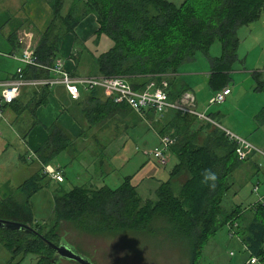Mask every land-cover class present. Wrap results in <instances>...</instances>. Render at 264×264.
<instances>
[{"label":"trees","instance_id":"1","mask_svg":"<svg viewBox=\"0 0 264 264\" xmlns=\"http://www.w3.org/2000/svg\"><path fill=\"white\" fill-rule=\"evenodd\" d=\"M50 2L53 8L51 21L40 33L36 44L42 64L53 63L58 54L57 43L63 34L73 32L82 17L92 12L99 21V28L84 44L94 59L92 71L124 75L136 89H144L151 80L162 84L166 79L171 99L181 97L189 84L180 76L169 74H175L184 63L195 60L199 51L211 62L209 85L212 91L229 84L232 80L230 71L238 58V29L264 12V0H182L180 3L174 0H76L66 13L63 12L64 0ZM78 2L80 5L76 4ZM102 34L111 42L99 43ZM217 40L221 42L222 51L211 55L210 48ZM80 57L81 53L77 61ZM24 71L26 76L50 74L48 67L30 64ZM259 83L261 87L264 81ZM25 90L28 100L23 102L21 94ZM22 92L8 104L17 114L28 108L35 116L37 107L48 102L50 86H28ZM103 95L101 89H92L85 99L84 110L89 124L108 118L119 106L132 109L110 97L103 100ZM145 112L160 136L168 134L174 138L168 150L176 162L156 189V199H144L133 185L131 175L124 176L116 188L84 183L67 189L64 186L67 175L60 167L63 181L57 182L52 190L54 217L51 215L52 222L48 226L38 223L31 198L51 183L44 166L65 151L70 152L67 166L85 159L76 140L87 133L73 135L55 120L47 126L48 138L35 151L41 168L16 189H9L7 184L5 187L9 190L0 189V218L32 227L0 228V243L11 254L7 262L0 259V264H20L29 254L36 258L35 264H54L56 251L49 246L48 240L57 244L58 228L64 221L72 222L92 235L131 233L139 238L157 240L163 237L176 241L187 253L189 264H200L211 235L227 224L237 222L236 232L247 247L248 256L264 261V200L247 206H223L233 187L231 176L245 162L238 159L235 142L219 126L199 122L196 116L180 110L170 109L159 114L151 108ZM255 119L264 122V105L255 114ZM38 122L35 116L23 137L26 138L28 130ZM95 138L100 146L90 150L91 155L87 157L91 159L89 164L105 177L108 174V157L104 154L106 144L98 135ZM253 162L256 173L264 168L259 167L257 161ZM83 166L89 172L88 166ZM206 168H211L218 177L214 189L200 182L201 170ZM18 255L22 256L16 263L14 258Z\"/></svg>","mask_w":264,"mask_h":264},{"label":"rangeland","instance_id":"2","mask_svg":"<svg viewBox=\"0 0 264 264\" xmlns=\"http://www.w3.org/2000/svg\"><path fill=\"white\" fill-rule=\"evenodd\" d=\"M174 1L180 3L182 0ZM2 31H5L4 28ZM260 32L263 34H260ZM238 35L240 38V59L234 64L235 69L230 71L232 81L229 85L231 86L232 93L227 96L226 101L220 104L209 103L210 96L213 93L208 85V71L211 64L205 53L199 51L196 59L184 63L180 70L185 72L197 71L200 102L199 107L197 106L198 109L211 113L224 127L247 137L252 143L264 146V122H259V125H257L253 117L254 113L264 105V84L259 87V81L264 80V69H258L264 68V14L258 21H253L250 26H240ZM102 37L99 43L103 41L111 42L110 38L105 34H102ZM33 42H35L34 37ZM221 51V42L217 40L211 46L210 53L211 55H218ZM87 53H89L88 49ZM89 57L92 59L91 64H94L93 57L90 54ZM255 69L260 71H257L258 73L253 75L252 73ZM169 75L172 76L171 74ZM194 75L196 74L187 73L189 79ZM7 120L0 118V189L5 187L3 184L7 181L11 182V184H7L8 186H18L27 177L35 173V165H33L31 162L33 160L30 158L31 156L34 157L32 153L28 155L27 162L20 160L22 153L28 154L26 152L28 148L24 141H22V137H20L16 126L14 128V125ZM198 120L199 122L201 121V119ZM145 123V121H142L141 124L144 126ZM123 133L127 134L129 136L127 140L131 141V148L126 153L129 156V160L126 162L127 166L125 165L123 169L117 172L112 170V174L110 173L106 179L105 185L112 188L118 187L123 181V176L132 173L131 171H136L139 168L141 160L145 162L148 158L138 145V140L143 133L137 134L135 125H131L128 129L123 130ZM109 153H113V151ZM104 154L106 155L105 152ZM68 155L67 151L61 153L54 163L58 162L63 165L67 161ZM90 155L89 153L87 154L88 157ZM36 156L35 153V159H37ZM120 159V155H117L116 161L119 162ZM254 160L257 161L258 159L254 157L245 161L231 176L233 187L223 202L225 208H231L237 204L247 206L257 201L259 195H264V177H262L260 172L256 173L257 169L254 166ZM89 161H91L90 158ZM172 163L173 161L170 159L166 166L167 170H165V174L167 175L164 177L168 176V170L172 167ZM55 164H52L53 167L60 168L59 165ZM83 168L84 166L81 162H74L69 166H65L64 172L67 175V179L64 181L65 188L69 189L74 185L89 183L91 181L90 177L85 178ZM88 171L87 174L89 173L90 175V170ZM49 177L51 178L50 185L31 198L36 221L47 226L52 222V216L54 217L52 190L55 188L56 183L59 182L51 176ZM254 186L258 187L257 192L253 191ZM9 189L11 188L9 187ZM9 189L6 188V190ZM58 235L59 242L65 240L79 254L90 259L93 264H189V258L183 246L176 241L163 237L152 240L139 238V236L137 238L131 233H119L115 236L92 235L81 231L69 221H64L59 226ZM21 256L15 257L14 262H19ZM247 256L246 246L243 245L240 236L236 232V236L231 237L227 224L211 235L204 248L200 264H244ZM10 257L9 251L0 243L1 261L7 262ZM35 260L36 258L29 254L22 259L20 264H35ZM54 264L80 263L62 258ZM258 264H264V261H260Z\"/></svg>","mask_w":264,"mask_h":264},{"label":"crops","instance_id":"3","mask_svg":"<svg viewBox=\"0 0 264 264\" xmlns=\"http://www.w3.org/2000/svg\"><path fill=\"white\" fill-rule=\"evenodd\" d=\"M75 1L76 0H64L63 12L66 13ZM76 4L80 5V2ZM52 12L53 8L51 6L50 0H0V79L12 78L16 76L17 68L19 66H27L21 59L23 44L20 42L19 36L23 30L32 31L33 37L35 38L34 44L36 45L40 37V33L47 28L51 21ZM263 14L264 12H262V14L254 21H258ZM252 22L247 24V27L250 26ZM2 27L5 31H2ZM98 28L99 21L97 20L95 13L90 12L82 17L73 32H66L58 41L57 56L63 59L65 67L73 73H96L95 71H92V59L89 57L90 51L88 50L89 53H87V49L84 47V44L96 34ZM260 34L263 33L260 32ZM80 53L81 57L79 58V61H77V57H79ZM237 53L238 58L235 60V62L240 59L239 45ZM235 62L233 63V69L231 71L235 69ZM258 69L253 71H260ZM187 73H193L196 75L189 79L187 77ZM211 74L212 67H210V70L208 71V85ZM171 75L180 76L183 80H185V82L189 84V89L187 91L192 92L195 97V102L199 107V81H197V71L185 72L180 70ZM28 77L31 78L37 76ZM27 90L23 91L21 94L23 96V102L28 100V96L25 94ZM88 93L89 91H83L82 97L80 99H75L70 96L63 84H56L53 87H50L48 102L39 105L36 109L35 116L39 119V122L34 124L28 130V135L26 138L23 137L22 134L28 129L32 121L35 119L34 114L28 108H26L21 114H17L12 106L5 103L3 106V111L0 112V118L8 119L7 121L11 122L14 125V128L16 126L20 137H22V141H24L28 148L26 151L28 154L25 152L22 153L20 155V160L27 162V157L28 155H31V153L35 157V151L49 136L47 126L55 120H58L73 135H79L82 132L87 133V136L79 137L76 140V144L79 146L82 152V157L86 158L89 150H95L99 148L100 144L95 138L97 135L101 139V142L106 144L104 152L108 157L106 163L108 174L104 175L105 177L102 176L101 171L98 170L93 164H89L91 163L89 158L80 160L85 165V167L88 166L90 170L89 175V173L87 174L85 168H83L85 178L90 177L89 179H91L88 184L101 186L105 184V181L112 170L117 172L120 171V169H123L125 165L127 166L126 162H128L129 156L126 153L129 152L131 148V141L127 140L129 136L123 133V130L128 129L131 125H135L136 133H143L138 140L139 148L144 154L147 155L148 158L145 160V162L141 160L139 168H137L136 171H131L132 173H128L126 175L132 176L133 185L144 199L149 198L155 200L156 189L166 178L164 176L167 175L165 174V170H167L166 166L168 165L170 159L173 161V166L174 162H176V158L171 155L170 152H167V162L162 164L154 156V149L157 145H159L160 134L153 127L151 119L146 116V112L144 114H140L133 109L119 106L112 111L108 118H105L97 123L89 124L86 120V114L84 110V102L88 96ZM105 98L106 96L104 94L102 99L104 100ZM257 112L254 113V118ZM141 120L146 122L144 126L141 124ZM256 124L259 125V122L256 121ZM111 151H113V153H109ZM68 153V159L63 163V165L58 162L55 164V160L51 164L59 165V167L65 171V166H67L66 163L69 161L70 157V152ZM117 155H120L121 157L119 162L116 161ZM34 157L31 156L30 158H32L34 161L31 162L33 165H35L34 171L36 172L41 168V163ZM87 160L89 162H87ZM171 168H169L168 171H170ZM258 172H260L262 177H264V168ZM5 184H11V182L7 181L3 185L5 186ZM18 186L9 187L11 189H16Z\"/></svg>","mask_w":264,"mask_h":264},{"label":"built area","instance_id":"4","mask_svg":"<svg viewBox=\"0 0 264 264\" xmlns=\"http://www.w3.org/2000/svg\"><path fill=\"white\" fill-rule=\"evenodd\" d=\"M19 40L23 44L21 55L23 63L26 65L48 67L50 74L29 78L25 75L24 66L22 65L17 68L16 76L0 79V112L3 111L5 103L8 104L16 99L22 90L29 85L32 87H42L45 85L53 87L56 84H63L70 96L75 99H80L83 91L101 89L106 97H110L116 103H126L140 114H144L146 110L151 108H154L159 114L170 109H176L183 113L194 115L202 121L219 126L235 142V152L239 160L247 161L256 157L258 159V166H264V146L252 143L247 137L224 127L211 113L198 109L194 95H187L185 92L181 97L171 99L166 79H163L162 84H157L155 80H151L144 89H136L124 75L73 73L65 67L61 57L57 56L51 65H44L39 61L36 45L33 42L32 31L23 30L19 36ZM231 91V86L227 84L212 93L209 103L224 102ZM173 141L174 138L168 134L160 136L159 145L154 149V156L160 163L165 164L167 162L168 148ZM44 171L53 179L59 182L63 181L60 168L53 167L51 163L44 166ZM253 191L257 192L258 187L254 186ZM258 200L263 201L264 195H259ZM237 227L238 223L228 224L231 237L236 236ZM259 262L260 260L255 256H247L245 261L246 264H258Z\"/></svg>","mask_w":264,"mask_h":264},{"label":"water","instance_id":"5","mask_svg":"<svg viewBox=\"0 0 264 264\" xmlns=\"http://www.w3.org/2000/svg\"><path fill=\"white\" fill-rule=\"evenodd\" d=\"M186 94H192L191 91H186ZM193 95V94H192ZM0 228H7V229H32L27 224H24L22 222L16 221V220H10V219H3L0 218ZM48 244L50 247L55 249V262L59 261V259H68V260H74L80 264H93V262L85 257L82 254H79L71 244L66 242L65 240L60 241L59 244H56L50 240H48Z\"/></svg>","mask_w":264,"mask_h":264},{"label":"clouds","instance_id":"6","mask_svg":"<svg viewBox=\"0 0 264 264\" xmlns=\"http://www.w3.org/2000/svg\"><path fill=\"white\" fill-rule=\"evenodd\" d=\"M201 184L203 186L209 187L210 189H214L216 186V181L218 179L215 172L212 171L211 168H206L201 170Z\"/></svg>","mask_w":264,"mask_h":264},{"label":"flooded vegetation","instance_id":"7","mask_svg":"<svg viewBox=\"0 0 264 264\" xmlns=\"http://www.w3.org/2000/svg\"><path fill=\"white\" fill-rule=\"evenodd\" d=\"M60 242L58 241L57 244H59Z\"/></svg>","mask_w":264,"mask_h":264}]
</instances>
